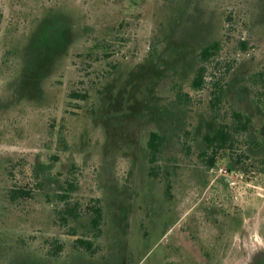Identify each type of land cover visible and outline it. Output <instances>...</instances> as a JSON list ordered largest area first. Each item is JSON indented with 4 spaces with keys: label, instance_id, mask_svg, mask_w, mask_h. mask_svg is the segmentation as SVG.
I'll use <instances>...</instances> for the list:
<instances>
[{
    "label": "rangeland",
    "instance_id": "obj_1",
    "mask_svg": "<svg viewBox=\"0 0 264 264\" xmlns=\"http://www.w3.org/2000/svg\"><path fill=\"white\" fill-rule=\"evenodd\" d=\"M213 42L219 52L203 63ZM259 79L264 0H0V264L254 262L264 254V174L208 168L197 155L234 111L252 120L243 138L262 140ZM72 90L87 99L68 103ZM151 132L163 137L153 167ZM67 178L71 203L99 200L97 238L88 214L56 218ZM12 186L33 198L12 204Z\"/></svg>",
    "mask_w": 264,
    "mask_h": 264
},
{
    "label": "trees",
    "instance_id": "obj_2",
    "mask_svg": "<svg viewBox=\"0 0 264 264\" xmlns=\"http://www.w3.org/2000/svg\"><path fill=\"white\" fill-rule=\"evenodd\" d=\"M241 47L245 48L244 42H239ZM103 42L95 45V48L106 49L104 56H108V46H104ZM94 48V47H93ZM220 45L218 42H213L202 48L200 57L203 63L212 60L219 52ZM207 76V68L202 65L198 68L193 81L192 87L194 89L202 88ZM261 77V75H259ZM263 88V94H259L264 97V81L259 79ZM214 89L211 91V108L212 110H218L221 103L223 87L221 84L214 83ZM88 97L86 91L79 92L72 90L68 93V103H76V101H85ZM258 101L261 102L260 99ZM251 118L234 111L228 117V120L219 122L217 127L212 131L205 133L202 137V148L199 151L197 157L199 161L208 168H217L220 164L225 165L228 172L239 171L244 172H258L264 174V137L262 140H250L243 138L248 134L251 126ZM163 143V137L156 132H151L149 135L147 147L149 150V163L154 166L157 156L160 153ZM74 166L70 168L69 174L74 173ZM13 176L12 172H9ZM41 187V183L37 184ZM64 186H61V193L57 194V197L63 208L55 210L56 218L68 225L76 221L83 214L90 215V227L94 231V238H97L101 234V223L103 220L102 207L99 204V200L95 199L93 204L82 206L78 202L71 203L70 197L77 189L76 181L67 178L63 182ZM7 197L12 204H19L33 198L31 190H27L24 187L12 186L7 190ZM72 229V228H71ZM73 231V230H72ZM74 236L73 233L70 234ZM76 247L83 249L86 252L92 253V243L88 239L76 238L74 241ZM61 246H56V250L60 251ZM251 264H264V260L260 259V256L254 260Z\"/></svg>",
    "mask_w": 264,
    "mask_h": 264
},
{
    "label": "flooded vegetation",
    "instance_id": "obj_3",
    "mask_svg": "<svg viewBox=\"0 0 264 264\" xmlns=\"http://www.w3.org/2000/svg\"><path fill=\"white\" fill-rule=\"evenodd\" d=\"M260 256V259L261 260H264V254L263 253H261L260 255H258V257Z\"/></svg>",
    "mask_w": 264,
    "mask_h": 264
}]
</instances>
